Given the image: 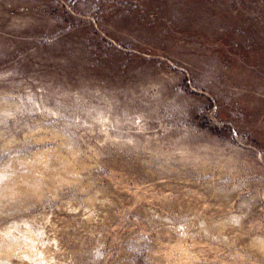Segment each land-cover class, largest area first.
<instances>
[{
  "label": "rangeland",
  "instance_id": "rangeland-1",
  "mask_svg": "<svg viewBox=\"0 0 264 264\" xmlns=\"http://www.w3.org/2000/svg\"><path fill=\"white\" fill-rule=\"evenodd\" d=\"M0 264H264V0H0Z\"/></svg>",
  "mask_w": 264,
  "mask_h": 264
}]
</instances>
